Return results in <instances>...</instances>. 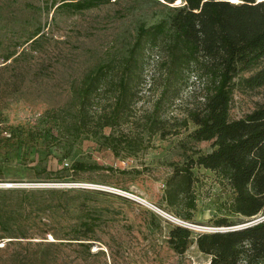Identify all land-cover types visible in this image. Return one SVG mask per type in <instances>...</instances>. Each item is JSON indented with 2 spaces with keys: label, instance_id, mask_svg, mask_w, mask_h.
Here are the masks:
<instances>
[{
  "label": "rangeland",
  "instance_id": "1",
  "mask_svg": "<svg viewBox=\"0 0 264 264\" xmlns=\"http://www.w3.org/2000/svg\"><path fill=\"white\" fill-rule=\"evenodd\" d=\"M59 1L0 0V204L7 222L0 230V264H207L196 235L228 229L215 226L219 218L237 223L233 227L250 220L226 212L230 188L201 167L192 168L196 209L191 220L161 201L171 165L181 164L192 150H211L209 142L191 139V122L175 136H154L152 148L142 153L115 157L92 137L73 141L54 117L57 109L69 108L83 76L114 52L124 33H133L135 18L155 3L119 0L78 14L53 13ZM36 30L40 37L31 50L28 40ZM8 55L13 56L4 62ZM151 59L145 51V73ZM252 72H241L235 83ZM193 79L191 73L173 93V104L163 105L165 115L182 116L199 100ZM134 91V107L140 108L150 106L160 88L148 95L136 82ZM263 100L264 87H235L230 118L243 117ZM74 162L100 169L76 172ZM90 219L91 240H74L81 236L80 223ZM79 242L90 243L89 251ZM255 264H264V257Z\"/></svg>",
  "mask_w": 264,
  "mask_h": 264
},
{
  "label": "trees",
  "instance_id": "2",
  "mask_svg": "<svg viewBox=\"0 0 264 264\" xmlns=\"http://www.w3.org/2000/svg\"><path fill=\"white\" fill-rule=\"evenodd\" d=\"M115 1L119 0H60L52 8L53 13L78 14ZM152 1L156 7L135 18L133 33H124L114 52L83 76L69 108L57 109L54 117L73 141L92 137L115 157L142 153L152 148L154 136L162 140L175 136L191 122L195 126L191 139L209 142L211 150L205 154L192 150L181 164L171 165L161 201L177 208L176 216L191 220L196 209L192 168L201 167L230 188L229 215L250 221L264 216V100L243 117L230 118L235 87L250 91L264 87V0ZM38 34L36 30L28 40L31 50ZM145 51L153 61L149 77ZM244 71L253 72L235 83ZM191 73L199 100L186 106L182 116L165 115L163 105L173 104V93ZM136 82L148 95L160 88L150 106L134 107ZM105 128L110 129L107 135ZM71 168L76 172L100 169L82 162H74ZM46 176L49 179L51 173ZM4 215L0 204L1 231L7 223ZM214 224L228 229L199 233L194 242L209 257L207 264H255L264 257V220L233 227L237 223L223 217ZM94 225L92 219L81 222V236L74 240H91ZM183 233L184 237L190 234L187 229ZM78 244L89 251L90 243Z\"/></svg>",
  "mask_w": 264,
  "mask_h": 264
},
{
  "label": "built area",
  "instance_id": "3",
  "mask_svg": "<svg viewBox=\"0 0 264 264\" xmlns=\"http://www.w3.org/2000/svg\"><path fill=\"white\" fill-rule=\"evenodd\" d=\"M164 215H165L167 218H169L170 220H172V221H179V220H177L176 218L172 217L171 215H169V214H167V213H165V212H164ZM260 220H264V216H260V217H258L257 219H254V220L250 221L249 223H247V225L253 224V223H255V222H257V221H260ZM179 222H181V221H179ZM183 223H184V222H183ZM219 230H220V229H219Z\"/></svg>",
  "mask_w": 264,
  "mask_h": 264
},
{
  "label": "bare ground",
  "instance_id": "4",
  "mask_svg": "<svg viewBox=\"0 0 264 264\" xmlns=\"http://www.w3.org/2000/svg\"><path fill=\"white\" fill-rule=\"evenodd\" d=\"M231 2H237V0H231ZM51 240H53V238L51 237Z\"/></svg>",
  "mask_w": 264,
  "mask_h": 264
},
{
  "label": "water",
  "instance_id": "5",
  "mask_svg": "<svg viewBox=\"0 0 264 264\" xmlns=\"http://www.w3.org/2000/svg\"><path fill=\"white\" fill-rule=\"evenodd\" d=\"M259 1H261V0H255V2H259Z\"/></svg>",
  "mask_w": 264,
  "mask_h": 264
}]
</instances>
